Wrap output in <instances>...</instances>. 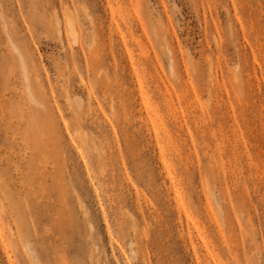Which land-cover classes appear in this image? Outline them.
I'll return each mask as SVG.
<instances>
[{
    "label": "rangeland",
    "instance_id": "374dc122",
    "mask_svg": "<svg viewBox=\"0 0 264 264\" xmlns=\"http://www.w3.org/2000/svg\"><path fill=\"white\" fill-rule=\"evenodd\" d=\"M0 264H264V0H0Z\"/></svg>",
    "mask_w": 264,
    "mask_h": 264
},
{
    "label": "bare ground",
    "instance_id": "6f19581e",
    "mask_svg": "<svg viewBox=\"0 0 264 264\" xmlns=\"http://www.w3.org/2000/svg\"><path fill=\"white\" fill-rule=\"evenodd\" d=\"M57 19H58V18H57ZM57 19H56V24L58 23ZM57 25H58V24H57ZM165 169H166V168H165ZM174 197H175V200L177 201L178 198H177V195H176V194H174Z\"/></svg>",
    "mask_w": 264,
    "mask_h": 264
}]
</instances>
